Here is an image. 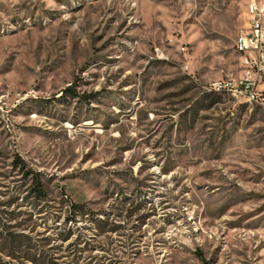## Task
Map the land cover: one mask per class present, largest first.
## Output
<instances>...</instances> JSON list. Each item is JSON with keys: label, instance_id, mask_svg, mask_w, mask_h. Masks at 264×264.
Returning a JSON list of instances; mask_svg holds the SVG:
<instances>
[{"label": "rangeland", "instance_id": "1", "mask_svg": "<svg viewBox=\"0 0 264 264\" xmlns=\"http://www.w3.org/2000/svg\"><path fill=\"white\" fill-rule=\"evenodd\" d=\"M251 1L0 0V264H264Z\"/></svg>", "mask_w": 264, "mask_h": 264}, {"label": "built area", "instance_id": "2", "mask_svg": "<svg viewBox=\"0 0 264 264\" xmlns=\"http://www.w3.org/2000/svg\"><path fill=\"white\" fill-rule=\"evenodd\" d=\"M253 16L237 34L234 47L238 55V73L216 79L208 88L226 92L246 102L264 107V2L252 0Z\"/></svg>", "mask_w": 264, "mask_h": 264}, {"label": "trees", "instance_id": "3", "mask_svg": "<svg viewBox=\"0 0 264 264\" xmlns=\"http://www.w3.org/2000/svg\"><path fill=\"white\" fill-rule=\"evenodd\" d=\"M67 90H70V88H68ZM34 190L37 193V195L42 196L44 194V191L42 189V184L39 182V180L35 181Z\"/></svg>", "mask_w": 264, "mask_h": 264}, {"label": "bare ground", "instance_id": "4", "mask_svg": "<svg viewBox=\"0 0 264 264\" xmlns=\"http://www.w3.org/2000/svg\"><path fill=\"white\" fill-rule=\"evenodd\" d=\"M253 16V7H252V1L250 2V8H249V16L248 17H252ZM260 22L264 23V16L263 14H260Z\"/></svg>", "mask_w": 264, "mask_h": 264}]
</instances>
